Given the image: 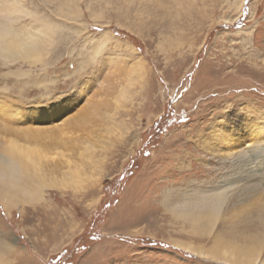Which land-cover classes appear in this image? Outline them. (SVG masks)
Here are the masks:
<instances>
[{
    "label": "rangeland",
    "instance_id": "1",
    "mask_svg": "<svg viewBox=\"0 0 264 264\" xmlns=\"http://www.w3.org/2000/svg\"><path fill=\"white\" fill-rule=\"evenodd\" d=\"M0 113V239L26 264H264V0H0ZM61 122L44 177L14 142Z\"/></svg>",
    "mask_w": 264,
    "mask_h": 264
},
{
    "label": "bare ground",
    "instance_id": "2",
    "mask_svg": "<svg viewBox=\"0 0 264 264\" xmlns=\"http://www.w3.org/2000/svg\"><path fill=\"white\" fill-rule=\"evenodd\" d=\"M234 122H238V120H236ZM240 122H245V121H240ZM58 124L59 125H57L56 127H53V128L39 127V128L33 129L31 131L30 137H27L28 139H26V142L23 143V144H21V142L19 143V141H17V139L14 142V148L16 150L22 151L26 155H29V158H31V161L35 162L36 163L35 165H37L34 168L37 169V171H39L41 173V175H43L44 177L47 174L51 175V176L53 175L55 177H57L58 175L63 176L62 174H60L59 170L61 168H63V167H68L69 166V164L66 163L64 160L56 158L55 156H52V157L45 156L46 153L51 152L52 150H53V153H54V150H56V149L60 150L59 152L57 151V153L59 155L61 153V155L63 156L64 154H63V151H62L61 148L64 147V145H65V143L67 142L68 139L72 138V136L68 135L71 132V131H69V128H71V126H72L71 123L61 122V123H58ZM27 130L28 129L26 128L23 131L26 132ZM62 156H61V158H62ZM2 163L3 162H1V164ZM17 163L18 162H16V164ZM64 165H66V166H64ZM24 167L26 168V170H28V165L26 163L24 164ZM30 167H29V169H30ZM34 168H32V169H34ZM28 172H29V170H28ZM2 173H3V171H2V169L0 167V179L2 177ZM58 178H55V179H58ZM42 181H44V180H42ZM27 182H29V179L27 180ZM0 203L7 210L12 208L13 206H17V207L19 206V203L17 202V200L14 201L12 198L3 197L1 194H0ZM23 203H24V201H23ZM188 249H191V248L188 246ZM191 250H193V249H191ZM18 251L19 250L17 248L10 246L8 243H5L2 239H0V255L2 257H4L7 254L9 255L10 253H13V254H14V252L18 253ZM223 255H221V257H220L217 254L214 257L217 256L218 259H220L221 261L223 260V261H227L229 263L231 262V263H234V264H254V263H252V261L249 262L247 260V262H245V261L239 260V258H237V259L232 258V257L225 258V257H223ZM228 256H229V254H228ZM238 256H236V257H238ZM15 257H16V255H15ZM16 258H18V257H16ZM19 258H20L19 264H26V261H27L26 257L20 251H19Z\"/></svg>",
    "mask_w": 264,
    "mask_h": 264
},
{
    "label": "snow or ice",
    "instance_id": "3",
    "mask_svg": "<svg viewBox=\"0 0 264 264\" xmlns=\"http://www.w3.org/2000/svg\"><path fill=\"white\" fill-rule=\"evenodd\" d=\"M94 48H98V56H97V63H96V71H103V68L106 66L105 62L107 58L112 55L110 49L111 45H104L98 42L97 45L93 46ZM45 69H41V71H44ZM57 69L51 68V70L48 72V78L54 79L56 78L55 73ZM87 80H81L80 83L84 84ZM70 93L62 95L60 92H53L50 96L46 97L45 99L41 100L40 103L47 105L49 108L57 109L60 105L63 104L64 99L70 98ZM57 97H60V99H57ZM72 109H69L68 112H71ZM68 112L62 113L60 116H53V119L60 120L63 118V116L67 115ZM0 118H3V114L0 113ZM39 122V121H38ZM48 122V121H44Z\"/></svg>",
    "mask_w": 264,
    "mask_h": 264
}]
</instances>
